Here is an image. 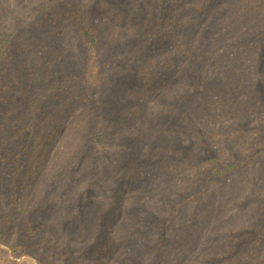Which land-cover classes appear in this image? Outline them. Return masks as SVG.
Wrapping results in <instances>:
<instances>
[{"label": "rangeland", "instance_id": "rangeland-1", "mask_svg": "<svg viewBox=\"0 0 264 264\" xmlns=\"http://www.w3.org/2000/svg\"><path fill=\"white\" fill-rule=\"evenodd\" d=\"M45 1L0 0V28L19 49L20 77L45 83L46 92L60 79L67 83L51 94L48 119L67 117L65 133L75 131L71 143L38 144L33 169L20 178L18 198L36 231L32 250L47 264H264V114L250 123L226 121V137L242 129L254 141L244 150L258 156L200 198L181 188L175 169L199 162L196 149L185 156L202 141L193 142L184 119L193 115L194 99L220 93L214 71L235 52L225 44L210 52L226 0H208L205 11L189 0H82L98 30L101 86L86 78L88 54L69 18H59L60 29L48 34ZM257 60L255 54V67ZM204 72L211 78L202 83ZM97 128L106 139L103 169L102 154L90 144ZM60 156L72 159L66 173ZM2 185L4 220L25 232L24 216L10 207ZM19 240L11 237L12 244ZM24 259L0 248V264Z\"/></svg>", "mask_w": 264, "mask_h": 264}, {"label": "trees", "instance_id": "trees-1", "mask_svg": "<svg viewBox=\"0 0 264 264\" xmlns=\"http://www.w3.org/2000/svg\"><path fill=\"white\" fill-rule=\"evenodd\" d=\"M82 2L46 0L43 5L44 20L51 23L52 28L47 30L50 36L60 29L59 18H69L73 22L74 30L88 54L86 78L92 85L101 86L105 76L98 61V30L88 7ZM207 3L208 0L188 2L196 11H205ZM214 25L210 36V52L218 48L222 50L224 44L235 52L230 54L227 66L219 64L214 71L220 93L209 91L194 99L191 102L193 115L184 119L188 129L195 134L193 142L202 141L200 145H190L185 156H194L193 150L196 149L200 155L199 162L185 160L175 168L181 172V188L188 195L196 194L197 198L204 195L213 184L234 176L258 156L256 152L248 153L244 150V143L254 144V141H250L242 129L235 135L229 134L226 137V121L240 120L250 123L261 119L264 114V0H226L225 12ZM14 47L9 36L0 28V166H4L0 172V183H3L2 189L7 194L10 207L18 212L17 216H24L27 228L24 232L20 226L16 230L15 227H9V222L4 220L0 210V248L5 245L14 254L25 256L22 261L9 260L10 264H32L28 257L36 259L40 264H47L31 248L32 236L36 231L29 223L30 215L26 214L28 210L24 209L18 198L20 178L23 173L27 174L29 169H33L29 160L34 157L36 148L49 140H61V145L71 143L75 131L65 133L69 121L67 117L54 115L53 120L48 119L52 103L56 100L51 94L66 88L67 83L60 79L57 87L49 92L45 91V83L43 88L37 87L33 82L28 84L20 77V66L15 68L14 56L19 49L15 50ZM255 54L258 55L257 67L253 65ZM140 74L145 79L150 75L147 68L140 69ZM202 75V83L211 78L206 72ZM14 98L19 99L17 104L16 101L14 103ZM13 111H18V114L13 116ZM200 117H203L202 122H191ZM96 119H101V116ZM57 126L59 130H55ZM53 131L55 136L52 135ZM93 133L90 144L95 151L102 154L103 158L99 160H102L103 169V160L107 155L105 134L101 128L95 129ZM211 138L213 146L209 144ZM253 138L255 139L254 136ZM242 150L246 152L243 153ZM59 160L60 163L64 161V173L68 172L72 159L64 160L60 156ZM92 166L95 171L98 163ZM13 235H16V240L20 239L17 244L11 242Z\"/></svg>", "mask_w": 264, "mask_h": 264}]
</instances>
